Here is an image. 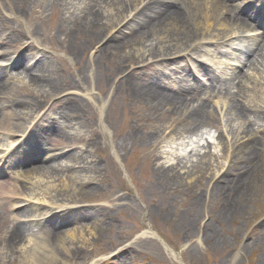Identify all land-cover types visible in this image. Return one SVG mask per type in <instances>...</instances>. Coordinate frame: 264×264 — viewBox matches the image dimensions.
<instances>
[{"label": "rangeland", "instance_id": "374dc122", "mask_svg": "<svg viewBox=\"0 0 264 264\" xmlns=\"http://www.w3.org/2000/svg\"><path fill=\"white\" fill-rule=\"evenodd\" d=\"M88 1L0 0L1 26L11 25L5 13L14 17L15 21L9 22L18 31L32 34L48 51L45 62L52 82L37 89L19 78V82L6 83L7 88L0 87V104L13 99L20 103L0 113V131L4 132L0 141L22 133L31 122L54 111L72 122L68 130L61 128V143H70L61 150L46 147L44 154H52L50 162L34 164L49 170L48 174L31 173L27 164L14 178L1 175L0 185L19 193L22 186L30 188L26 184L32 181L52 192L50 186L59 180L80 178L83 186L69 202L91 206L80 218L62 225L59 236L46 242L58 256L54 264H264V102L259 100L264 92V53L251 70H239L236 83L197 84L196 98L207 100V114L201 122L181 118L163 106H155L139 92L150 83L168 85L161 68L165 67L161 63L165 57L158 49H153V55L143 51L151 43H164L161 36L154 42L115 51L112 39L125 37L128 30L116 24L127 12L119 14L117 5L107 4L110 8L101 18L104 36L93 37L70 24L81 16ZM121 1L129 10L134 0ZM202 1L191 0L200 6ZM197 38L194 35L186 41L179 36L177 41L186 43L179 49L170 39L173 51L166 59L196 53L193 48L188 53V49ZM259 40L251 45L247 42L245 51ZM234 72L236 75L237 70ZM233 83L236 90L229 94ZM6 89L8 92H3ZM216 100L218 105H214ZM231 105L246 110L240 121L229 112ZM208 135L213 139L210 144ZM169 136L181 146L190 137L202 143L199 150L195 140L189 143L196 149L189 159V150L180 153ZM231 139L246 140V145L232 144L230 149L227 140ZM251 146L258 149L249 153ZM69 154L80 164L69 163ZM168 160L178 167L180 180L175 184L165 177ZM247 173L250 178H246ZM241 174L245 177H239ZM17 177L25 180L19 182ZM1 221L0 214V238L7 228L1 229ZM148 228L159 239L139 237ZM37 247L25 239L12 246L10 253L0 251V258L29 264L23 251ZM36 254L47 256V247L41 246Z\"/></svg>", "mask_w": 264, "mask_h": 264}, {"label": "bare ground", "instance_id": "6f19581e", "mask_svg": "<svg viewBox=\"0 0 264 264\" xmlns=\"http://www.w3.org/2000/svg\"><path fill=\"white\" fill-rule=\"evenodd\" d=\"M137 1L138 0H136V2ZM134 2L135 1H133L132 3ZM107 4H111L112 7L114 5H117L118 7L117 6L116 7L119 10V14L122 13V11L123 13H126L125 3L123 2L124 6H122L121 0H109V1L89 0L88 3H86L83 6V9H81L80 11L81 16H79L78 19L74 17L70 22V24L73 25V27L77 30L80 29L85 30L86 32H88V34L92 35L93 37L100 38L98 36H104L101 35L103 34V30H104V25H103L104 23H102L103 20H101V18L104 17L105 10L107 8H110L107 7ZM102 5H104V7ZM101 6L103 8L102 10L100 9ZM155 7L156 9L154 11H150L149 8L145 9V11L148 12L149 15L142 16V22L139 25H137V27L134 26L131 27L128 36L125 37L116 36L114 39H112L115 36L114 35L111 38L112 41L114 40L113 41L114 43L112 44L111 48H113L115 51H120L125 49L127 46L134 47L135 44L136 45H140L141 43L146 44L150 40L154 42L156 41V38L161 36V40L164 41V43H161L160 41L155 43L157 45L155 44L153 45L151 43L149 45L148 50L143 49V51L144 54L153 55L155 54V50L153 49H158L160 51L159 53L163 57H165L167 56L168 53L173 51L172 49H170V43H172L171 40L175 42V45L173 46L175 47V49L176 48L179 49L181 48V46H184L186 44V43L181 44L180 41H177V38L179 36H184L187 41L193 38L194 35L200 37V39H204L205 36H210V35L220 36L222 35L223 32L232 30V26L227 28V25L231 23L230 19L226 17L229 15L230 9L227 7L225 3L224 4L219 3L217 0L202 1L201 6L197 4L194 5L191 2V0H170L166 4H155ZM125 19L126 17L124 16L120 22H117L116 26L124 22ZM260 43H261L260 46L264 47V42H260ZM42 64L43 63L37 64V71L40 72L41 74L43 70ZM249 65L253 66L252 63H249ZM13 66H16V64H14ZM47 79H45V77L43 76L33 79L32 81L37 88H41L42 86L46 87L44 84L48 86L52 84V82ZM0 85L2 87L6 86L7 88V85L4 83ZM139 92L146 95L148 100L153 101L155 103V106H163V108L165 107V109L169 110L170 112L173 111L177 115H180L181 118L182 116H184L186 119L195 118L196 119L195 121H197L198 119V121L201 122V118H204V116L207 114V100L201 101L199 100V98H196V91L194 89L191 90L177 89V91L173 92L171 90L167 91L161 89L160 87H152L148 85L147 87L140 88ZM228 109L229 112H231V114L235 117L234 120L239 121L240 115L243 113L242 108H240L238 105H231L230 107H228ZM2 118H4V115L2 116ZM53 132L55 133V131ZM54 137H59V139L61 137L62 139L64 135L57 132L54 134ZM169 137L173 141L174 137L172 136ZM193 138L192 137L185 138V140L188 141V143L185 146H181V143H176V141H173L172 146L174 147L179 146L178 150L180 153L182 150H189V154L187 158L190 159L194 156L193 154L194 152H196V149L189 143L191 141L193 143L195 140L197 150H199L198 144L202 143L201 139H195V138L193 139ZM207 139H210L209 135ZM233 140L234 139H231V141ZM61 145H63V143H61L60 145L56 144V146H61ZM244 145H246V143ZM255 149L258 148L251 146L249 149V153H254ZM70 156H69L70 158L67 157L68 162L71 161V162H75V164L78 163L80 164V162L74 161L75 158L72 157V155ZM166 164H168L170 167H168V169L166 170L165 177L167 179L169 178L170 180H172L171 181L172 184H175L176 181L180 180V178L177 175L178 167L176 166V164H174L173 166L172 165L173 163L170 160H168ZM55 168L58 169V167ZM27 171L35 174L39 172H45L47 174L49 173V170H47L46 168H43L42 166L36 167L34 165L28 166ZM83 171L84 170H81V173ZM49 177H51V175H49ZM248 177L250 178V176ZM75 185H77L78 187H76ZM1 186L2 187H0V194L4 193V187L2 184ZM79 186H82V181L79 178L74 177V179L70 178L69 181H67L66 179L63 181L59 180L57 185L54 184L51 185L50 187L53 188L52 192L54 193V195L57 198H59L61 202L65 203L72 201L71 198L74 197V195H76L77 193H79V191H77L78 188L80 189ZM37 195H40L41 198L44 199V195L41 194H37ZM0 203H2V201H0ZM60 231L62 230L61 229L58 230L55 227H49L48 229H44L41 232H43L44 236H48V237L50 236V239L53 240L55 237L59 236ZM90 233H92L91 230ZM31 235L28 234V230L24 229V227L22 226L18 227L14 230H11L5 237L0 239V248L2 251L3 250L6 251V253H10L12 250V246L14 247L15 245H18L21 241H24L25 239L29 238V236ZM150 235L155 236L156 239L158 238L157 235L156 234L154 235V233H152V231L150 230H145L144 232H142L141 237L150 236ZM27 242L30 243L29 240H27ZM38 252H40L39 246L35 250L24 249V253L26 259L29 261V264H52V263L54 264V261H52L51 258L52 256L38 255L36 254ZM2 263L9 264V261L7 262L1 261L0 264Z\"/></svg>", "mask_w": 264, "mask_h": 264}]
</instances>
